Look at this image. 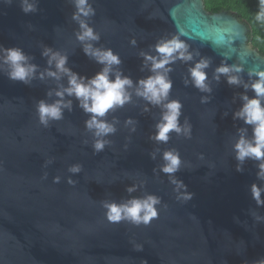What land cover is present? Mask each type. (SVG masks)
<instances>
[{"label": "water", "instance_id": "water-1", "mask_svg": "<svg viewBox=\"0 0 264 264\" xmlns=\"http://www.w3.org/2000/svg\"><path fill=\"white\" fill-rule=\"evenodd\" d=\"M34 2L37 10L24 14L19 0H0V46L21 48L38 73L49 67L41 55L45 47L66 55V67L80 76L99 72L103 66L85 55L76 38L72 0ZM90 3L95 15L88 23L100 36L91 43L117 54L121 63L114 69L134 85L152 75L140 53L155 56L158 41L184 33L181 39L193 59L166 66L171 69L168 100L181 103L179 122L191 125V138L170 132L167 143L151 139L162 106L129 89L131 101L103 118L116 131L104 137L110 143L96 153L95 137L84 124L90 114L74 97H64L72 106L63 110V119L47 127L38 121L36 103L57 100L48 93L67 86V77L34 78L26 85L9 80L7 67L0 66V264H254L264 259V205L257 206L250 193L251 184L264 186V181L257 179L256 161L246 159L237 171L233 150L239 129L251 137V126L233 117L242 95H254L244 84L255 79L249 72L264 70V53L249 42L247 23L233 12L209 11L204 0ZM202 58L209 62L208 92L193 86L188 71ZM221 65L240 68L231 75L241 83L230 85L225 75L215 79ZM169 149L180 153L174 177L186 186L179 192L191 194L187 201L177 199L175 185L160 171L162 153ZM73 164H80L81 172H68ZM146 194L161 201L148 225L105 218L102 202Z\"/></svg>", "mask_w": 264, "mask_h": 264}, {"label": "clouds", "instance_id": "clouds-1", "mask_svg": "<svg viewBox=\"0 0 264 264\" xmlns=\"http://www.w3.org/2000/svg\"><path fill=\"white\" fill-rule=\"evenodd\" d=\"M6 4H11L12 0H4ZM75 11L72 13V19L77 22L79 31L76 38L82 43V50L85 55L93 58L103 67L93 77L86 78L72 72L66 67L67 57L59 51L45 47L41 55L47 58L49 66L43 72H37L38 66L30 63V57L19 47L4 48L0 46V66H6V76L9 80L29 84L34 78L43 80L46 76L55 80L61 77H67V86H58L57 90L49 92L48 95L58 97L53 103H47L39 100L36 103V114L41 125L47 127L51 121L63 119V110H71V100H65L64 97H74L78 101V106L89 115L84 124L85 128L92 132L95 137L92 148L98 153L103 151L105 146L110 143L104 137L114 134L116 128L114 123L103 119L106 114L118 107H123L131 101L132 93L129 89H134L135 95L143 98L152 105L162 106V115L160 121L155 125L154 136L150 137L159 142L167 143L169 133L175 132L177 135L183 134L185 138H191V125L185 120L181 125L179 117L181 115L182 105L177 100H168L171 90V80L167 73L171 71L166 67L179 59L184 62L193 59L189 51L188 44L181 39L183 32L173 34L169 39L158 41L153 47L157 55H149L141 52L145 63L150 64L152 75L147 78L136 81L135 85L130 77L124 76L118 67L121 60L110 48H96L91 42L100 39L99 34L89 25L88 18L95 15L90 0H72ZM261 10L256 16V20L264 25V0H260ZM19 7L24 14L32 13L37 10L34 0H19ZM134 44L135 41L133 40ZM209 66L207 59H200L194 66L188 69L189 75L194 87L200 91L208 92L210 88L206 83L205 69ZM55 70H52V69ZM3 68L0 67V71ZM240 68L221 65L215 69V79L220 75L227 77V83L230 85L240 84V78L237 75H231L232 72H239ZM249 76H255L254 81L244 84V88H251L254 95L250 98L242 95L243 104L239 111L233 114L234 119L243 120L244 124L251 126V137L247 136V129H239V137L233 145L235 159L238 162L237 171H241V165L244 161L253 160L257 162V179L264 181V70L259 72H249ZM187 83V81H185ZM147 110V109H146ZM127 124H134L131 119L126 120ZM134 130V128H133ZM162 164L160 171L169 176L170 183L175 185L174 191L179 194L177 199L187 201L191 194L186 191L180 193V189L186 186L175 179L174 174L181 167L180 153L176 149H169L162 153ZM80 164L69 166L68 172L76 174L81 172ZM60 178L54 177L53 182L59 183ZM69 184L75 183L68 178ZM135 187L127 188L131 193ZM252 199L257 206L264 205L262 193L264 186L253 183L250 185ZM161 203L160 197L155 194H146L143 197H133L123 202L105 201L102 207L105 209V218L112 223L126 221L133 225H148L158 216L157 206ZM136 250H142V246H136ZM146 264V262H145ZM254 264H264V259H260Z\"/></svg>", "mask_w": 264, "mask_h": 264}, {"label": "trees", "instance_id": "trees-1", "mask_svg": "<svg viewBox=\"0 0 264 264\" xmlns=\"http://www.w3.org/2000/svg\"><path fill=\"white\" fill-rule=\"evenodd\" d=\"M204 4L211 12L226 10L244 20L249 27V42L264 53V25L256 20L261 10L260 0H204Z\"/></svg>", "mask_w": 264, "mask_h": 264}]
</instances>
